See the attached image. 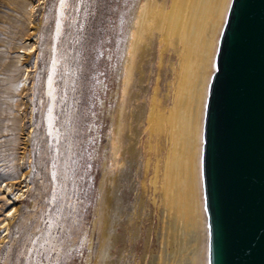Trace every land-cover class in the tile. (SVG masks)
<instances>
[{
  "label": "rangeland",
  "instance_id": "1",
  "mask_svg": "<svg viewBox=\"0 0 264 264\" xmlns=\"http://www.w3.org/2000/svg\"><path fill=\"white\" fill-rule=\"evenodd\" d=\"M144 2L0 0V189L12 195L6 203L0 191V212L17 208L7 230V213L0 215V264L142 259L152 208L142 104L154 88L162 94L166 78L155 33L142 80L134 70L124 91ZM30 42L28 55L22 50ZM120 105L133 111L131 154L113 149Z\"/></svg>",
  "mask_w": 264,
  "mask_h": 264
},
{
  "label": "bare ground",
  "instance_id": "2",
  "mask_svg": "<svg viewBox=\"0 0 264 264\" xmlns=\"http://www.w3.org/2000/svg\"><path fill=\"white\" fill-rule=\"evenodd\" d=\"M229 1L161 0L154 8L153 0H145L137 17L124 91L134 70L142 80L143 63L153 50L155 33L157 65L159 71L164 69L166 77L162 94L156 87L148 102L145 97L142 104L146 106L144 167L145 172L151 167L148 185L152 208L148 247L139 264H206L207 230L200 184L201 127L217 38ZM32 47L31 43L23 53L29 55ZM23 82L24 79L20 86ZM135 99H139L138 93ZM125 101L128 103V98ZM126 108L120 105L114 119L115 154L134 151L133 111ZM124 109L130 110V115ZM12 208V215H5V230L16 212L14 203L8 210Z\"/></svg>",
  "mask_w": 264,
  "mask_h": 264
},
{
  "label": "water",
  "instance_id": "3",
  "mask_svg": "<svg viewBox=\"0 0 264 264\" xmlns=\"http://www.w3.org/2000/svg\"><path fill=\"white\" fill-rule=\"evenodd\" d=\"M206 264H264V0H230L202 118Z\"/></svg>",
  "mask_w": 264,
  "mask_h": 264
},
{
  "label": "snow or ice",
  "instance_id": "4",
  "mask_svg": "<svg viewBox=\"0 0 264 264\" xmlns=\"http://www.w3.org/2000/svg\"><path fill=\"white\" fill-rule=\"evenodd\" d=\"M61 3H63V0H61ZM49 83H51V79L49 78ZM55 174H53L54 176ZM0 191L3 192V198L5 200V202H10L12 200V195L8 192V190L6 188L4 189H0ZM14 211V208H12L11 211L8 210V207H5L3 209V212H6L8 216L12 215V212ZM3 212H0V215H3Z\"/></svg>",
  "mask_w": 264,
  "mask_h": 264
}]
</instances>
